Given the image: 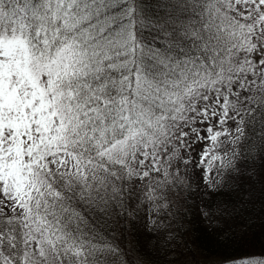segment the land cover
I'll return each mask as SVG.
<instances>
[{
    "label": "snow or ice",
    "instance_id": "6c2138e0",
    "mask_svg": "<svg viewBox=\"0 0 264 264\" xmlns=\"http://www.w3.org/2000/svg\"><path fill=\"white\" fill-rule=\"evenodd\" d=\"M257 165L264 0H0V264H152Z\"/></svg>",
    "mask_w": 264,
    "mask_h": 264
},
{
    "label": "trees",
    "instance_id": "16d2710c",
    "mask_svg": "<svg viewBox=\"0 0 264 264\" xmlns=\"http://www.w3.org/2000/svg\"><path fill=\"white\" fill-rule=\"evenodd\" d=\"M189 204L175 242L168 249L151 252L152 264H170L173 256L192 259L189 249L204 259L264 251V169L259 165L255 174H245L223 190L206 191ZM133 239L130 236L125 243L130 246ZM138 239L147 244L143 233Z\"/></svg>",
    "mask_w": 264,
    "mask_h": 264
},
{
    "label": "rangeland",
    "instance_id": "374dc122",
    "mask_svg": "<svg viewBox=\"0 0 264 264\" xmlns=\"http://www.w3.org/2000/svg\"><path fill=\"white\" fill-rule=\"evenodd\" d=\"M192 253H194V250L191 251ZM186 259V260H184ZM184 260V263H182V261ZM208 259H204L202 257H200L199 255H197L196 253H194L193 258H189L187 257H175L173 256L172 258V262L170 264H205V261Z\"/></svg>",
    "mask_w": 264,
    "mask_h": 264
}]
</instances>
